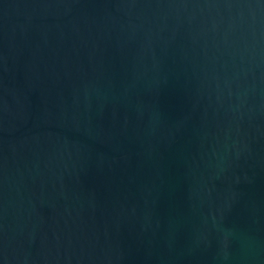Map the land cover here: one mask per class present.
<instances>
[{
  "label": "water",
  "instance_id": "95a60500",
  "mask_svg": "<svg viewBox=\"0 0 264 264\" xmlns=\"http://www.w3.org/2000/svg\"><path fill=\"white\" fill-rule=\"evenodd\" d=\"M0 264H264V0H0Z\"/></svg>",
  "mask_w": 264,
  "mask_h": 264
}]
</instances>
